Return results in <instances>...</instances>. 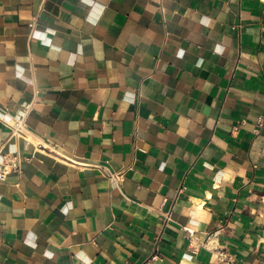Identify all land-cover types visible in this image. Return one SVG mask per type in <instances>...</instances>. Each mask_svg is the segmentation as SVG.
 Masks as SVG:
<instances>
[{"label":"crops","instance_id":"1","mask_svg":"<svg viewBox=\"0 0 264 264\" xmlns=\"http://www.w3.org/2000/svg\"><path fill=\"white\" fill-rule=\"evenodd\" d=\"M26 110L0 264H264V0H0Z\"/></svg>","mask_w":264,"mask_h":264},{"label":"built area","instance_id":"2","mask_svg":"<svg viewBox=\"0 0 264 264\" xmlns=\"http://www.w3.org/2000/svg\"><path fill=\"white\" fill-rule=\"evenodd\" d=\"M28 111H24L20 114H18L13 119H5L3 117H0V123L8 127L11 131V135L16 138L20 139L22 138L26 143L28 142L27 136H26V117H27ZM23 165H24V159L21 157V155L17 152L13 155H2L0 154V182H4L6 180V177L10 173H17L19 176L23 173ZM98 170L107 177L112 184L117 185L119 184L123 179L122 173H112L107 167L105 166H97ZM170 219V214L166 216V220ZM184 231L191 237L192 232L184 228ZM220 261H225L226 257L224 254H220L219 258ZM153 260V258H151ZM150 260V261H151ZM149 262V261H148ZM148 264V263H147Z\"/></svg>","mask_w":264,"mask_h":264}]
</instances>
